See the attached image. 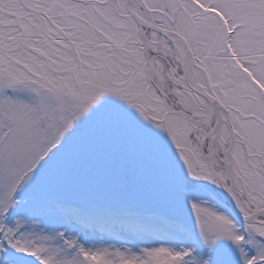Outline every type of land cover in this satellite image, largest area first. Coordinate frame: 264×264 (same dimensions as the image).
<instances>
[{"label":"snow or ice","instance_id":"6c2138e0","mask_svg":"<svg viewBox=\"0 0 264 264\" xmlns=\"http://www.w3.org/2000/svg\"><path fill=\"white\" fill-rule=\"evenodd\" d=\"M0 264H264V0H0Z\"/></svg>","mask_w":264,"mask_h":264}]
</instances>
